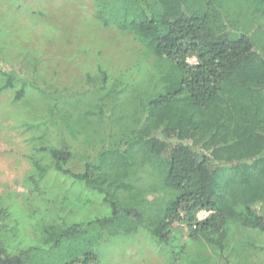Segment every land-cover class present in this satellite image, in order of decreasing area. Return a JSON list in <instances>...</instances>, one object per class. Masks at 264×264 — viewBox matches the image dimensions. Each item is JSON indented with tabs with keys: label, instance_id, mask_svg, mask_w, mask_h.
<instances>
[{
	"label": "trees",
	"instance_id": "obj_1",
	"mask_svg": "<svg viewBox=\"0 0 264 264\" xmlns=\"http://www.w3.org/2000/svg\"><path fill=\"white\" fill-rule=\"evenodd\" d=\"M188 1L95 0V18L103 26L112 23L131 34L158 61L168 62L171 73L151 74L152 86L137 100V127L84 155L77 171L61 125L73 138L87 134L91 117L100 120L102 105H95L97 112L80 113L75 123L66 111L61 124L52 103L47 124L58 147L43 148L47 161L32 159L29 181L37 186L55 173L97 196L107 214L47 225L44 246L15 250L3 239L12 228L0 209V264H98L97 249L131 242L138 233L177 258L183 252L181 227L188 241H202L228 261L231 227L264 233V46L256 45L253 34L234 31L219 12L188 9ZM250 3L264 16V0ZM19 69L0 61V91L19 81L35 86ZM101 74L96 92L112 108L111 97L124 92L107 89ZM147 172L152 186L139 185ZM147 187L160 195L148 199L153 191ZM200 212L208 216L199 220Z\"/></svg>",
	"mask_w": 264,
	"mask_h": 264
},
{
	"label": "rangeland",
	"instance_id": "obj_2",
	"mask_svg": "<svg viewBox=\"0 0 264 264\" xmlns=\"http://www.w3.org/2000/svg\"><path fill=\"white\" fill-rule=\"evenodd\" d=\"M187 8L219 12L234 31L249 32L259 48L264 46V16L250 0H189ZM96 10L95 0H0V61L20 68L35 85L19 81L13 89L0 91V209L7 228H12L3 239L15 250L44 246L47 225L87 222L107 214L97 196L55 173L37 186L29 181L34 177L32 159L47 161L43 148L58 147L57 136L47 124L52 103L57 106L54 119L61 124L66 111L69 122L75 123L80 113L100 110V120L91 117L94 124L87 134L73 138L61 125L63 140L73 147L71 168L77 171L84 155L119 141L137 127L141 112L137 100L152 86L151 74L171 73L168 62L158 61L131 34L112 23L103 26L95 18ZM101 71L107 89L124 92L111 97L112 108L102 104L103 93L96 92ZM2 83L0 76V87ZM22 86L24 96L16 100ZM99 102L102 107L97 110ZM140 178L139 185L152 186L149 172ZM159 195L153 191L147 198ZM207 216L200 212L197 218ZM179 231L183 252L177 258L138 233L131 242L97 249L98 264H264V233L231 227L225 243L231 256L225 261L210 245L188 241L186 228Z\"/></svg>",
	"mask_w": 264,
	"mask_h": 264
}]
</instances>
